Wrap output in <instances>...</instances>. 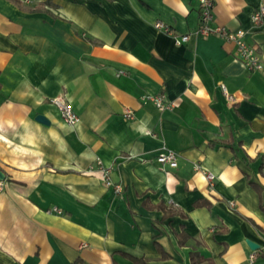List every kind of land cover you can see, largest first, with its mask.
<instances>
[{"label": "crops", "instance_id": "0c3cea01", "mask_svg": "<svg viewBox=\"0 0 264 264\" xmlns=\"http://www.w3.org/2000/svg\"><path fill=\"white\" fill-rule=\"evenodd\" d=\"M260 3L214 0L213 12L250 30L264 63ZM199 22L197 0H0V264L264 263V66L194 36ZM165 148L176 165L157 160ZM98 158L123 194L90 170Z\"/></svg>", "mask_w": 264, "mask_h": 264}, {"label": "built area", "instance_id": "2783aa9c", "mask_svg": "<svg viewBox=\"0 0 264 264\" xmlns=\"http://www.w3.org/2000/svg\"><path fill=\"white\" fill-rule=\"evenodd\" d=\"M199 2L200 11V22L198 28L193 32L196 37H209L217 36L227 41H233L236 44L234 51L235 56L243 61L246 67L251 71L261 70L264 66L262 57L259 52L258 45L255 42L248 40V35L251 34L250 30L247 29H237L232 30L224 25L215 24L214 22V0H197ZM252 24L254 26H259L264 21V3H260L258 7L253 11L251 16ZM156 29L162 31L165 34L172 36L177 44H182L189 41L191 33L178 34L169 24L162 20H157L154 22ZM124 73L120 71L119 74ZM222 89L225 95L229 99H234L232 95L228 92L225 85L222 84ZM144 101H151L157 105L160 110H164L170 106L162 94H147L143 96ZM50 103L57 106L61 113L62 120L69 126H75L80 117L74 111L73 107L63 98V97H53L50 99ZM126 118H134V113L131 109H127L124 113ZM157 160L162 164L176 165L178 160V153L170 148H165L157 156ZM200 166L197 165V168ZM99 170L102 173L104 183L107 187H113L114 193L116 195H121L124 192V184L122 182H115L111 179V167L105 166L101 159H97L95 163L90 167V170ZM264 172V163H263ZM206 178L212 184L215 178V174L212 172H206ZM3 186V182L0 180V189ZM55 211L61 213V209L58 207L54 208ZM258 251L255 250L251 255V261H254L257 256ZM264 264V263H262Z\"/></svg>", "mask_w": 264, "mask_h": 264}, {"label": "water", "instance_id": "95a60500", "mask_svg": "<svg viewBox=\"0 0 264 264\" xmlns=\"http://www.w3.org/2000/svg\"><path fill=\"white\" fill-rule=\"evenodd\" d=\"M37 119L39 121L43 122V123H48L49 122V120L47 119V117H45L42 114L38 115L37 116ZM5 178H6V174L2 170H0V180H5ZM249 244L252 247V249H254V250H256V249L259 248V245L256 244V243H254V242H252V241H249Z\"/></svg>", "mask_w": 264, "mask_h": 264}, {"label": "trees", "instance_id": "16d2710c", "mask_svg": "<svg viewBox=\"0 0 264 264\" xmlns=\"http://www.w3.org/2000/svg\"><path fill=\"white\" fill-rule=\"evenodd\" d=\"M202 257L203 256L199 252H193L192 253V263L199 264L201 261H203Z\"/></svg>", "mask_w": 264, "mask_h": 264}]
</instances>
